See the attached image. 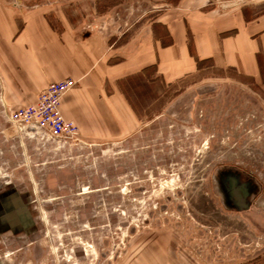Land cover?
Returning a JSON list of instances; mask_svg holds the SVG:
<instances>
[{
  "label": "rangeland",
  "instance_id": "1",
  "mask_svg": "<svg viewBox=\"0 0 264 264\" xmlns=\"http://www.w3.org/2000/svg\"><path fill=\"white\" fill-rule=\"evenodd\" d=\"M0 4L19 13L40 9L55 30L99 34L115 50L145 40L156 23L166 44L163 27L170 21L200 12L246 18L264 12V0ZM204 65L168 86L154 73L145 75L154 86L126 81L139 123L122 138H96L88 121L95 108L78 98V108L63 114L79 129L76 142L47 141L14 124L10 115L36 102L7 107L0 80V194H23L35 220L28 238L0 237V258L11 264H264V83ZM227 174L241 176L239 185L250 181L247 206L236 208L225 194Z\"/></svg>",
  "mask_w": 264,
  "mask_h": 264
},
{
  "label": "crops",
  "instance_id": "2",
  "mask_svg": "<svg viewBox=\"0 0 264 264\" xmlns=\"http://www.w3.org/2000/svg\"><path fill=\"white\" fill-rule=\"evenodd\" d=\"M198 14L165 23L170 38L166 44L157 36L156 23L145 40L118 44L115 50L99 34L79 36L71 27L55 30L40 9L19 13L0 4L4 103L30 105L50 83L73 80L76 88L63 98L61 111L70 116L68 110L78 108L77 99H85L95 108L88 121L96 125V138L109 139L130 135L138 127L126 81L139 79L154 86L157 81L145 78L154 73L155 80L168 86L204 70L208 63L264 83V12L251 18L231 12Z\"/></svg>",
  "mask_w": 264,
  "mask_h": 264
},
{
  "label": "built area",
  "instance_id": "3",
  "mask_svg": "<svg viewBox=\"0 0 264 264\" xmlns=\"http://www.w3.org/2000/svg\"><path fill=\"white\" fill-rule=\"evenodd\" d=\"M74 86L75 82L70 79L49 84L35 104L10 115L12 122L21 129L35 132L47 141L53 140L57 143L78 141L77 125L66 119L61 111L63 98Z\"/></svg>",
  "mask_w": 264,
  "mask_h": 264
},
{
  "label": "flooded vegetation",
  "instance_id": "4",
  "mask_svg": "<svg viewBox=\"0 0 264 264\" xmlns=\"http://www.w3.org/2000/svg\"><path fill=\"white\" fill-rule=\"evenodd\" d=\"M233 176V174H227L226 175V190L227 196L229 195V200H233V203L236 208H242L248 205V199L250 196L251 192V184L250 181L248 182H243L244 184L239 185V182L241 181V176H237L236 180H229ZM243 181V180H242ZM241 181V182H242ZM232 184L235 186H232ZM239 186V188H237ZM223 192V191H222ZM6 199V198H5ZM25 197L23 194L21 195V199L16 201V205L10 204L8 200L6 201V207L3 206L2 201L0 200V212L6 210L8 207L11 209H17L18 216H21L22 214H19L22 212L24 209L22 208V203L24 201ZM4 200V199H3ZM229 202V201H228ZM35 234V230H13L12 227H9L8 229L5 230L3 224L0 225V237L4 239H10V238H15L17 241H21L25 238L30 237L31 235ZM0 264H11V262L1 259L0 258Z\"/></svg>",
  "mask_w": 264,
  "mask_h": 264
},
{
  "label": "water",
  "instance_id": "5",
  "mask_svg": "<svg viewBox=\"0 0 264 264\" xmlns=\"http://www.w3.org/2000/svg\"><path fill=\"white\" fill-rule=\"evenodd\" d=\"M21 195L16 189H10L0 194V200L3 206L6 207V201L10 204L16 205V201L21 199ZM6 198V199H5ZM4 199V200H3ZM24 209L18 216L17 209L8 207L6 210L0 212V225L3 224L5 230L12 227L13 230H35V220L32 216L27 197L22 203Z\"/></svg>",
  "mask_w": 264,
  "mask_h": 264
}]
</instances>
